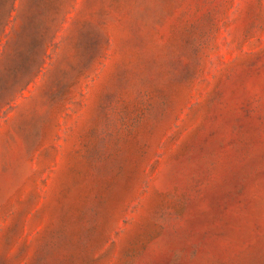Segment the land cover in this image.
<instances>
[{"label": "rangeland", "instance_id": "1", "mask_svg": "<svg viewBox=\"0 0 264 264\" xmlns=\"http://www.w3.org/2000/svg\"><path fill=\"white\" fill-rule=\"evenodd\" d=\"M54 2L0 105V264H264V0Z\"/></svg>", "mask_w": 264, "mask_h": 264}, {"label": "trees", "instance_id": "2", "mask_svg": "<svg viewBox=\"0 0 264 264\" xmlns=\"http://www.w3.org/2000/svg\"><path fill=\"white\" fill-rule=\"evenodd\" d=\"M18 0H0V105L13 107L45 74L69 10L54 0H28L16 25Z\"/></svg>", "mask_w": 264, "mask_h": 264}]
</instances>
